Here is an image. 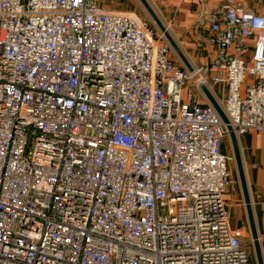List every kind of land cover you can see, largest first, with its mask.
Returning a JSON list of instances; mask_svg holds the SVG:
<instances>
[{
    "label": "built area",
    "instance_id": "2783aa9c",
    "mask_svg": "<svg viewBox=\"0 0 264 264\" xmlns=\"http://www.w3.org/2000/svg\"><path fill=\"white\" fill-rule=\"evenodd\" d=\"M103 1L0 0V264H251L222 144L264 135V14L200 0L189 71Z\"/></svg>",
    "mask_w": 264,
    "mask_h": 264
},
{
    "label": "crops",
    "instance_id": "0c3cea01",
    "mask_svg": "<svg viewBox=\"0 0 264 264\" xmlns=\"http://www.w3.org/2000/svg\"><path fill=\"white\" fill-rule=\"evenodd\" d=\"M221 1L209 0L208 6L209 8H214ZM236 1H240L248 11L264 14V0ZM146 2L164 25L169 36L173 38L190 67H202L213 59L215 52L207 43V30L205 27L201 28L198 25L197 18L200 11V0H147ZM102 4L105 8L115 11L137 13L139 9L138 4H135L134 0H118L112 3L103 1ZM173 60L176 61L175 59ZM211 89L214 92L213 94H216V98H220L219 88L214 86ZM237 142L244 166L256 231L258 232L262 250V247L264 249V135L257 133L239 135ZM232 199L233 202L230 205L235 207L238 216L236 223L232 224V229L242 233L243 229L248 230V220L245 214L242 193H240L239 198L234 194ZM228 213L230 214V211Z\"/></svg>",
    "mask_w": 264,
    "mask_h": 264
},
{
    "label": "water",
    "instance_id": "95a60500",
    "mask_svg": "<svg viewBox=\"0 0 264 264\" xmlns=\"http://www.w3.org/2000/svg\"><path fill=\"white\" fill-rule=\"evenodd\" d=\"M140 4L143 5L144 9L146 10L147 14L151 18V20L154 21L158 29L160 30L162 36H164L167 40V43L169 47L172 48L174 52H176L180 62L183 64L185 69H188L189 71L192 70L189 63L186 61L185 57L183 56L182 52L179 51L178 47L176 46L173 38L169 36L166 28L161 23V21L157 18L154 11L151 9L150 5L146 2V0H139ZM203 94H205L207 101L211 104V106L216 111L217 115L221 118V120L227 124L228 119L225 117L222 108L220 107L218 101L215 100V98L212 96V94L209 92L208 88L204 87L202 88ZM229 130V128H228ZM229 140L231 143V150L234 158V163L237 168V176H238V182L241 186V193H242V199L244 201V208H245V214L247 215L248 220V231L250 233L251 241L250 245L253 250L256 263L257 264H264L262 260V250L260 247L258 232L256 231V225H255V219L252 212V206H251V200L249 198L248 194V186L245 179V172H244V166L241 159L240 149H238V142L237 137L234 133L230 132Z\"/></svg>",
    "mask_w": 264,
    "mask_h": 264
},
{
    "label": "rangeland",
    "instance_id": "374dc122",
    "mask_svg": "<svg viewBox=\"0 0 264 264\" xmlns=\"http://www.w3.org/2000/svg\"><path fill=\"white\" fill-rule=\"evenodd\" d=\"M135 1V4H138V15L141 17V18H144L145 20L148 21V23L154 27L156 33H158V35H161V32L160 30L158 29V27L156 26V24L154 23L153 20H151V18L149 17V15L147 14L146 10L144 9L143 5L140 4L139 0H134ZM147 1V0H146ZM106 2V1H104ZM164 43L168 44L167 43V40L166 38L163 36L162 37V40ZM170 58L172 59H175L176 62H178L181 66H182V63L180 62L176 52H174L172 50V48H170ZM192 82V80H189L186 85L188 86L187 87V90L185 91V93H196V91L194 90V88H192V86L190 85ZM219 101V103H221L220 101V98L218 97L217 98ZM222 150L225 152V153H229L231 154V157L233 158V154H232V150H231V143H230V140L228 138H226L224 140V143H223V147H222ZM229 166H230V170H231V178H230V181H231V185L230 187L228 188V191L225 195V200H226V204H227V209L228 211H230V223H231V227L232 224H235L236 223V219L238 220V216L236 214V210H235V207L233 205H230L232 202H233V199H232V196L234 194L237 195V197L239 198L240 196V193H241V186H240V183L238 182V176H237V168L235 166V163H234V158L233 160L229 163ZM230 205V206H228ZM243 207V206H242ZM240 226V225H239ZM242 235H243V242L246 244L247 248L249 249V251L251 252V264H257L256 263V259H255V256H254V253H253V250L251 248V245H250V241H251V237H250V233L248 230H245L243 229L242 230ZM262 260H263V263H264V249L262 247Z\"/></svg>",
    "mask_w": 264,
    "mask_h": 264
}]
</instances>
